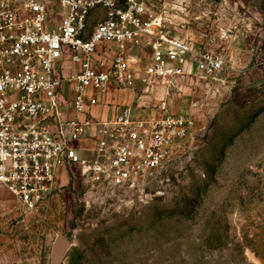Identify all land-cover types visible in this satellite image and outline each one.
<instances>
[{
	"label": "rangeland",
	"instance_id": "rangeland-1",
	"mask_svg": "<svg viewBox=\"0 0 264 264\" xmlns=\"http://www.w3.org/2000/svg\"><path fill=\"white\" fill-rule=\"evenodd\" d=\"M158 1L162 31L222 53L224 70L165 89L137 83L122 106L188 116L186 146L123 188L94 184L79 166L62 169L43 212L17 203L15 217L3 220L0 264H51L57 237L70 243L60 264H264V55L249 40L236 49L221 45L217 34L234 28L218 21L217 0ZM101 15L93 13L90 24ZM148 51L135 48L131 56L146 61ZM66 63L67 82L78 67Z\"/></svg>",
	"mask_w": 264,
	"mask_h": 264
},
{
	"label": "built area",
	"instance_id": "built-area-1",
	"mask_svg": "<svg viewBox=\"0 0 264 264\" xmlns=\"http://www.w3.org/2000/svg\"><path fill=\"white\" fill-rule=\"evenodd\" d=\"M158 2L0 0V184L26 212L48 207L60 168L79 166L92 183L123 188L157 173L186 146V115L139 116L128 106L104 120L92 115L111 85L165 89L178 78L213 79L224 70L222 53L162 31ZM95 12L101 20L92 26ZM135 48H148V59L132 57ZM66 62L78 71L67 79L76 94L65 108ZM84 139L92 144L80 147Z\"/></svg>",
	"mask_w": 264,
	"mask_h": 264
},
{
	"label": "crops",
	"instance_id": "crops-1",
	"mask_svg": "<svg viewBox=\"0 0 264 264\" xmlns=\"http://www.w3.org/2000/svg\"><path fill=\"white\" fill-rule=\"evenodd\" d=\"M217 6L219 8L216 15L218 21L221 23H231L233 24L234 28V31L224 29L222 30V34H217L219 38L224 40L221 42V45L223 47H228L229 44L230 47L236 49L242 46V43H244L243 40H249V48H252L253 52L256 54L259 53L260 55H264V0H217ZM55 11L57 14L52 17V20L54 25H58L60 22V9L55 7ZM109 55L110 54H107L108 57ZM67 66L68 63L63 64L64 78L66 76L65 70ZM71 92L72 98H74L76 94L75 85L73 83H68L65 80L62 87L61 98H67ZM128 93V90L118 89L114 85L109 86L106 94L99 97L105 98L103 99L105 106L99 105L93 109V117L97 120L110 118L115 113L117 106H122V104H125L128 98H134V96L128 95ZM90 95L94 96L93 93ZM136 111L139 116L148 114L143 110ZM83 142L85 144H83ZM91 144L92 142L90 140L84 139L79 145L90 146ZM62 169L64 168L59 169L58 176L62 174ZM17 203V199L0 184V225L2 224L3 220L6 221L15 217V207ZM3 235V231H0V246ZM1 255L2 251L0 250V257Z\"/></svg>",
	"mask_w": 264,
	"mask_h": 264
},
{
	"label": "water",
	"instance_id": "water-1",
	"mask_svg": "<svg viewBox=\"0 0 264 264\" xmlns=\"http://www.w3.org/2000/svg\"><path fill=\"white\" fill-rule=\"evenodd\" d=\"M70 243L63 237H57L52 248L51 264H60L67 251Z\"/></svg>",
	"mask_w": 264,
	"mask_h": 264
}]
</instances>
